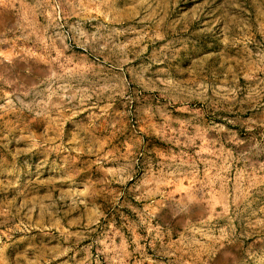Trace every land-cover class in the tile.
Returning <instances> with one entry per match:
<instances>
[{
  "label": "rangeland",
  "instance_id": "374dc122",
  "mask_svg": "<svg viewBox=\"0 0 264 264\" xmlns=\"http://www.w3.org/2000/svg\"><path fill=\"white\" fill-rule=\"evenodd\" d=\"M0 264H264V0H0Z\"/></svg>",
  "mask_w": 264,
  "mask_h": 264
}]
</instances>
